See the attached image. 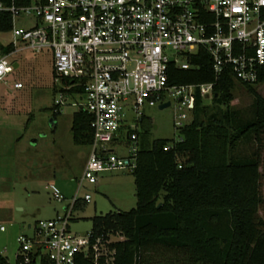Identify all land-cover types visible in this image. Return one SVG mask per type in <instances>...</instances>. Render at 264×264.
<instances>
[{
  "label": "built area",
  "instance_id": "1",
  "mask_svg": "<svg viewBox=\"0 0 264 264\" xmlns=\"http://www.w3.org/2000/svg\"><path fill=\"white\" fill-rule=\"evenodd\" d=\"M0 13L10 18L2 45L12 47L0 55V82L14 69L13 53L47 51L59 85L52 106L69 104L90 116V152L77 188L94 185L102 171L133 170L138 142L133 130L121 131L125 115L139 122L144 107L168 102L178 129L191 119L196 92L211 96L223 73L253 84L264 64V0H0ZM19 16L33 23L15 27ZM198 49L209 55L213 80L170 83L169 66L191 68ZM122 142L125 151L117 153L113 146ZM51 194L65 200L54 188ZM89 200L87 192L75 193L61 214L28 225L33 234L16 237L13 264H111L104 242L69 230L73 210Z\"/></svg>",
  "mask_w": 264,
  "mask_h": 264
},
{
  "label": "trees",
  "instance_id": "2",
  "mask_svg": "<svg viewBox=\"0 0 264 264\" xmlns=\"http://www.w3.org/2000/svg\"><path fill=\"white\" fill-rule=\"evenodd\" d=\"M9 20L0 13V32L10 27ZM11 49L0 43V55ZM189 62L187 70L169 66L170 83L213 80L205 50L191 54ZM234 83L223 73L209 105L196 92L191 119L176 129V139L138 141L130 172L134 207L90 218L91 239L113 250L111 264H264V98L255 90L264 83V64L253 84H240L252 96L250 120L240 122L227 108ZM211 104L225 109L208 112ZM89 120L82 109L72 113L74 144L90 143ZM250 137L252 157L234 156L237 144ZM110 236L121 239L107 241ZM0 264H10L2 254Z\"/></svg>",
  "mask_w": 264,
  "mask_h": 264
},
{
  "label": "rangeland",
  "instance_id": "3",
  "mask_svg": "<svg viewBox=\"0 0 264 264\" xmlns=\"http://www.w3.org/2000/svg\"><path fill=\"white\" fill-rule=\"evenodd\" d=\"M33 23L26 16L14 19L15 27L27 28ZM9 39L7 32H0V43ZM17 66L0 82V254L13 264L17 248L16 237L31 236L27 228L37 220L53 218L61 214L64 204L75 193L87 192L90 200L72 212L70 232L83 235L89 232L90 218L108 211H127L135 205L133 179L127 170L102 171L94 185L83 184L77 188V180L89 155V144L77 145L69 131L71 115L75 107L64 104L58 113H52V100L57 98L58 81L53 79L51 58L47 51L33 53L21 50L10 56ZM19 82L21 88L14 89ZM264 98V83L255 86ZM232 98L227 104L235 111L240 122L252 118V96L239 83H234ZM201 104L209 105L210 96H201ZM209 111L224 110L211 104ZM173 104L158 109L144 107L142 122H132L124 116L122 129L133 130L137 142L149 145L154 139H176L173 127ZM255 148L253 139L241 140L235 150L237 158H251ZM117 152H124L122 142L114 145ZM264 153V148L261 149ZM20 158L27 159V166ZM264 182L261 180V185ZM56 189L65 199L57 202L52 197ZM114 202L116 204H114ZM118 236L110 237L117 240Z\"/></svg>",
  "mask_w": 264,
  "mask_h": 264
},
{
  "label": "water",
  "instance_id": "4",
  "mask_svg": "<svg viewBox=\"0 0 264 264\" xmlns=\"http://www.w3.org/2000/svg\"><path fill=\"white\" fill-rule=\"evenodd\" d=\"M13 67H14V68L16 67V62H13ZM214 96H215V95H214ZM167 105H168V102H165V103L159 104V105L157 106V108H158V109H162V108L166 107ZM28 225H29V224H27L26 227H28Z\"/></svg>",
  "mask_w": 264,
  "mask_h": 264
},
{
  "label": "crops",
  "instance_id": "5",
  "mask_svg": "<svg viewBox=\"0 0 264 264\" xmlns=\"http://www.w3.org/2000/svg\"><path fill=\"white\" fill-rule=\"evenodd\" d=\"M16 66H17V63H16ZM21 87H22V86H21ZM21 87H20V88H21ZM14 89H18V88H14ZM140 121H141V120H139V122H140ZM20 161H23V164L25 163V166H27V164H26V163H27V159H23V160H22V159L20 158ZM83 166H84V165H83ZM114 204H116V203L114 202Z\"/></svg>",
  "mask_w": 264,
  "mask_h": 264
}]
</instances>
